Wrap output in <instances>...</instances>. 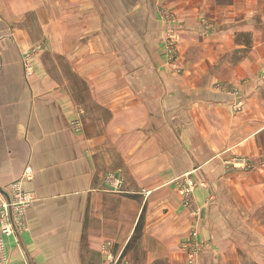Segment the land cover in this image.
<instances>
[{
  "label": "crops",
  "instance_id": "crops-1",
  "mask_svg": "<svg viewBox=\"0 0 264 264\" xmlns=\"http://www.w3.org/2000/svg\"><path fill=\"white\" fill-rule=\"evenodd\" d=\"M165 2L172 64L159 0H0V202L18 178L33 196L7 264H179L192 219L176 179L191 175L197 202L212 199L202 239L226 194L264 196V12ZM37 43L28 75L22 55Z\"/></svg>",
  "mask_w": 264,
  "mask_h": 264
},
{
  "label": "rangeland",
  "instance_id": "rangeland-1",
  "mask_svg": "<svg viewBox=\"0 0 264 264\" xmlns=\"http://www.w3.org/2000/svg\"><path fill=\"white\" fill-rule=\"evenodd\" d=\"M209 1V0H207ZM213 3H206L205 7L210 6L209 11H215L219 13L221 6L225 5V2H231V0H220L222 4H219L218 0H213ZM223 1V2H222ZM251 3L255 2V10L264 12V0H248ZM245 0H241V3H244ZM165 0H159L158 12L161 23V33L159 34V40L161 46V53L164 59V62L169 64L166 61L164 55V42L165 34L167 31L173 30L175 32V42H176V60L178 57L177 51V17L176 13L172 11L167 5H165ZM246 4V3H245ZM244 4V5H245ZM218 6V7H217ZM220 8V9H219ZM204 11L207 12V9L204 8ZM171 14L174 19L171 24L167 21L166 14ZM214 13V12H213ZM203 27L207 30L212 28L211 21L206 18L201 19ZM244 38L247 40L246 36ZM244 39V40H245ZM43 44L37 43L31 46L23 52L22 60L25 65L26 70V54L31 53L37 55L41 50ZM33 52V53H32ZM32 55V57H34ZM176 60L174 63H176ZM30 64V63H29ZM31 65V64H30ZM180 71L179 67L176 68ZM32 67L30 73L32 74ZM227 84V83H225ZM240 158V157H237ZM244 159V158H242ZM236 161V164H239L238 168H243L245 170L251 169L252 165L248 161ZM177 180V179H176ZM175 180V181H176ZM112 188V187H111ZM116 191V190H115ZM120 191V190H117ZM254 193V194H253ZM258 194V195H257ZM212 202V199H208L203 203H198L202 206V210L206 208L208 203ZM222 204V207H220ZM217 210L218 221L215 226L213 223L210 224L208 231L203 234V239L200 237L199 226L197 225L196 233H192V227L194 226L193 220L191 226L188 229V235L180 243V249L183 250L182 261H177L179 264H264V196L260 192H246L240 194H226ZM183 206V205H182ZM185 208V207H184ZM223 208V210L221 209ZM188 210V209H187ZM201 210V214L202 211ZM189 211V210H188ZM197 220H199L200 215ZM189 216L192 219V215L189 212ZM198 222V221H197ZM195 228V226H194ZM214 232V233H213ZM214 234L215 236H213ZM194 237V238H193ZM213 237V239H211ZM219 238H224L221 242ZM211 239V240H210ZM193 240L194 243L190 244V241ZM192 245V246H191ZM198 248L197 256L193 261L190 262L188 250ZM196 255V254H195ZM225 260V261H224ZM130 264L131 262L127 260ZM124 263V262H123ZM122 263V264H123Z\"/></svg>",
  "mask_w": 264,
  "mask_h": 264
},
{
  "label": "built area",
  "instance_id": "built-area-1",
  "mask_svg": "<svg viewBox=\"0 0 264 264\" xmlns=\"http://www.w3.org/2000/svg\"><path fill=\"white\" fill-rule=\"evenodd\" d=\"M167 21L171 24L173 22L174 17L167 13L166 17ZM175 32L173 30L167 31L165 34V42H164V55L166 61L170 64L174 63L176 60V42H175ZM33 53V52H32ZM33 54L30 52L26 54V70L30 73L31 65L30 60L33 58ZM237 93L236 90H234ZM72 127L79 131L81 128V124L78 120L72 122ZM247 161L242 158H234L233 162L236 161ZM239 162V163H240ZM229 164H233L229 162ZM33 175L32 169L27 166L23 172L24 178H31ZM21 179L13 181L9 187V196L7 199H3L0 202V264H7L9 261V254L7 248V239L11 237H15L19 231L26 229L25 215L26 210L29 205L33 201V196L29 192H25L21 187ZM107 183L114 190H121L124 183V178L119 176L118 174L110 173L106 176ZM177 191L181 198V204L183 207L189 210L191 213V217L193 220L194 226L192 227V233H196L197 228V218L199 214H201V210L203 209L200 204L197 203L195 198V188L202 183H198L191 175L186 174L176 181ZM203 211V210H202ZM194 238V237H193ZM194 241L191 240L190 244H193ZM192 246V245H191ZM198 248L188 250L189 260L193 261L194 256L196 258ZM196 254V255H195ZM123 264H130L128 261H125Z\"/></svg>",
  "mask_w": 264,
  "mask_h": 264
}]
</instances>
